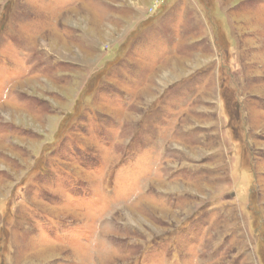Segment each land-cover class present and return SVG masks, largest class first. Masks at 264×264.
Segmentation results:
<instances>
[{
	"label": "rangeland",
	"instance_id": "rangeland-1",
	"mask_svg": "<svg viewBox=\"0 0 264 264\" xmlns=\"http://www.w3.org/2000/svg\"><path fill=\"white\" fill-rule=\"evenodd\" d=\"M0 264H264V0H0Z\"/></svg>",
	"mask_w": 264,
	"mask_h": 264
}]
</instances>
